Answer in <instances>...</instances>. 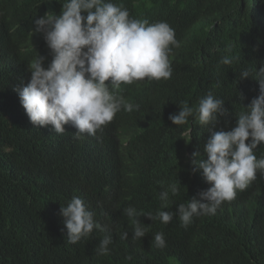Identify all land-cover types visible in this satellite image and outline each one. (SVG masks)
I'll list each match as a JSON object with an SVG mask.
<instances>
[{
    "label": "trees",
    "instance_id": "16d2710c",
    "mask_svg": "<svg viewBox=\"0 0 264 264\" xmlns=\"http://www.w3.org/2000/svg\"><path fill=\"white\" fill-rule=\"evenodd\" d=\"M64 2L0 0V264H264V172L214 215L194 216L187 228L178 216L164 224L142 215L147 234L133 240L123 212L129 206L153 215L175 211L210 187L191 164L194 151L206 159L207 126L196 114L182 125L168 117L184 101L195 109L211 91L231 113L215 130L236 126V116L259 95L258 81L239 79V72L248 68L255 76L264 65V0H111L130 18L166 21L180 46L170 79L123 86V96L139 98L134 120H112L95 136L78 139L69 124L63 134L51 125L34 126L14 90L28 83L39 54L47 57L45 67L51 60L33 20L59 14ZM225 56L239 59L225 65ZM254 152L264 155V143ZM172 183L179 191H169L164 209L161 184ZM73 196L106 232L94 229L87 239L67 242L59 210ZM123 232L128 239H120ZM157 232L164 233L163 248L154 246ZM106 234L113 242L98 255L94 249Z\"/></svg>",
    "mask_w": 264,
    "mask_h": 264
},
{
    "label": "clouds",
    "instance_id": "9594fccd",
    "mask_svg": "<svg viewBox=\"0 0 264 264\" xmlns=\"http://www.w3.org/2000/svg\"><path fill=\"white\" fill-rule=\"evenodd\" d=\"M33 23L34 31L43 34L51 60L45 67L47 57L39 54L30 64L28 83L21 81L14 90L34 126L51 125L54 132L63 134L64 126L69 124L77 129V139L80 134L95 136L112 120H134L139 98L123 96V86L144 79H170L173 53L180 46L175 30L166 21L150 24L146 19L130 18L126 8L111 0H65L59 14L46 12ZM237 59L225 56L221 63L230 65ZM248 77L258 81L259 95L236 116V126L230 130H215L219 118L231 113L224 107V100L211 91L195 109L184 101L177 113L169 114L174 125L186 124L196 114L199 124L207 126L210 136L203 149L206 159L197 150L191 154V164L193 172L202 170L210 187L187 203L178 204L175 211L158 210L153 215L132 206L125 208L124 214L132 221L133 240L147 234L140 216L159 219L164 224L178 216L181 226L187 228L194 216L214 215L224 201L235 199L237 190H245L258 171L264 172V155L257 158L254 152L264 143V65L256 69L255 76L252 69L239 72V79ZM161 188L159 199L166 209L169 191L175 196L179 189L175 183L167 188L161 184ZM59 211L70 244L91 237L94 229L107 231L78 196ZM119 236L126 240L129 233ZM112 242L111 234L104 235L95 253L107 254ZM154 246H166L163 232L155 234ZM126 259L131 260V256Z\"/></svg>",
    "mask_w": 264,
    "mask_h": 264
},
{
    "label": "bare ground",
    "instance_id": "6f19581e",
    "mask_svg": "<svg viewBox=\"0 0 264 264\" xmlns=\"http://www.w3.org/2000/svg\"><path fill=\"white\" fill-rule=\"evenodd\" d=\"M187 14V13H186Z\"/></svg>",
    "mask_w": 264,
    "mask_h": 264
}]
</instances>
